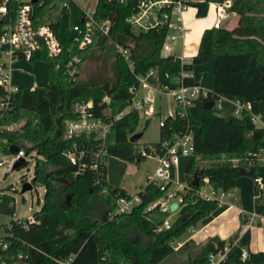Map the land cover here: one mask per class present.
<instances>
[{"label": "trees", "instance_id": "1", "mask_svg": "<svg viewBox=\"0 0 264 264\" xmlns=\"http://www.w3.org/2000/svg\"><path fill=\"white\" fill-rule=\"evenodd\" d=\"M51 1L39 4L33 1L34 23L49 22L62 50L58 55L48 54L41 39L40 47L30 59L46 62L48 85L19 84L17 90L10 92L0 85V100L9 98V106L0 109V153L11 152V144L26 152L35 150L38 155L33 180L45 185L41 205L31 219H12L0 234L7 243L0 244V264H63L60 260L72 254L70 264H206L210 250L214 245L222 246L226 239L212 236L195 246L193 239L187 238L177 247L171 240L215 210V200L188 192L180 215L168 228L157 229L167 214L158 206L148 207L161 193L151 182L146 184L142 200L132 210L112 216L109 213L114 209L116 195L126 192L120 183L126 161L146 157L139 150L141 145L147 149L152 145L163 152V142L172 132H183L191 123L196 129L194 150L185 163L190 174L187 181L199 188L206 176L216 188L229 190L240 174L253 179L260 175L263 186L256 187L254 179L253 210L264 214V163L255 157V151L264 146V132L256 127L248 110L241 117H229L202 105L199 120L190 113L188 117L168 113L159 126L160 138L150 142L130 140L140 118L137 108L117 117L103 142L95 135L66 137L63 127L68 117L74 115L76 101L91 98L96 113L106 110L111 116L132 102L139 87L137 75L146 73L149 67L157 69L159 84L177 86L182 67L192 69L194 64L213 57L215 67L210 73L215 84L209 97L213 92L243 102L250 100L252 110L264 119V0H231L230 7L236 10L238 23L231 27H205L197 52L190 62L184 63L176 53L161 52L168 30L166 24L135 29L125 19L136 0H96L95 18L109 17L112 26L108 33L94 31L75 79L63 71L75 51V43L60 32L57 19H46L45 10ZM212 1L187 0L196 6L198 15L205 14ZM117 43L128 49L129 58L118 50ZM87 62L93 66L83 76ZM182 80L194 81L193 76H184ZM77 139L91 145L93 152L105 149L98 158V169L74 173L76 164L63 150ZM195 172L198 184L191 181ZM12 199V195L0 190V201L8 204L9 211L13 210ZM221 264H264V249H251L245 259L235 251Z\"/></svg>", "mask_w": 264, "mask_h": 264}, {"label": "built area", "instance_id": "2", "mask_svg": "<svg viewBox=\"0 0 264 264\" xmlns=\"http://www.w3.org/2000/svg\"><path fill=\"white\" fill-rule=\"evenodd\" d=\"M33 1H38L39 4L43 0H0V85H3L9 92L18 89L17 85L11 84V62L13 60L18 58L30 60L33 57L34 50L40 47L41 39L45 42L48 54L58 55L62 50L60 40L57 38L49 22L34 23ZM62 2V5L67 4V0H62ZM212 2L216 8V19L212 25L222 26L224 25V21L237 15L236 10L230 7L231 0H213ZM188 4L187 0H136L134 9L125 19L135 29L147 30L149 27L166 24L168 30L161 46V52L164 53L165 49L170 51L173 48L172 42L180 37L185 30L182 13ZM94 11V7L85 9L80 20L74 21L73 32L69 35L73 39L76 48L74 53L65 62L63 71L73 79L77 78L81 71L80 68L84 58L83 51L92 41L94 31L101 30L104 33H108L112 26V21L109 17L96 19ZM117 48L126 58H129L126 47L117 43ZM2 55L7 56L9 62ZM177 55L180 57L181 63L190 62L191 60V57L184 56L183 54ZM59 65L60 62L58 61L56 66L58 67ZM149 75L154 77V81L148 79ZM137 76L139 86L144 85L149 88L145 96L137 97L135 100L132 97V102L130 103L132 107L129 109H139V107L144 106V112L149 113L154 103L152 91H167L172 94L175 100V106L169 114L188 117L190 113L189 105L194 99L200 98L202 101L213 99V107H220L222 105L221 97L233 102L232 111L238 117L242 116L243 111L248 110L256 127L261 128L264 132V119L260 113L252 110L250 100L243 102L240 99H230L222 95H216L213 92L209 97V91H213V89H208L195 81L191 83L183 82L184 76H192L191 68L182 67L178 76L179 83L177 86L159 84L157 69L154 67H149L146 73L138 74ZM137 89L134 91V94ZM8 106V97L0 100V109L7 108ZM129 109L125 107L110 116L106 114V110H103V114L96 113L94 102L91 98L76 101L74 115L68 117L65 121L63 134L66 137L87 136V138L95 135L99 141L103 142L114 120ZM162 122L163 117L160 118V123ZM194 127V124L188 123L187 128L183 132H172L163 142V152H159L152 145L148 149L141 145L139 150L142 155L156 157L155 167L147 174L145 183L138 190L129 191L126 189V192L116 195L114 198L115 206L109 213V216L132 210L142 200L141 192L146 190V184L151 182L159 187L161 193L148 203V207L158 206L160 210L165 211L167 214L157 229L168 228L173 220L180 215L181 208L187 202L184 196L188 192L199 198L215 200L217 205L223 203L226 195L230 193V189L216 188L206 176L202 178L203 183L199 188H194L186 179L183 181L181 178L175 177V168L178 166L179 161L183 157H189L193 153ZM92 150L91 145L86 144V142H79L78 139L74 140L69 147L63 150L68 159L76 164L74 173L83 172L86 168H99L98 158L106 151L104 148H98L94 152ZM26 154L27 152L23 148L4 153L3 157L0 158V166L7 163V168H11L20 156H25ZM255 157L257 161L264 163V146L255 151ZM254 179L256 187L260 188L263 186V179L260 175ZM172 202H175L174 207H171ZM243 215L242 227L248 228L251 224L258 221L259 214L254 210L249 213L243 212ZM31 216L28 218L31 219ZM188 229L192 230L191 227ZM193 234L194 231L184 238H181V235H179L173 238L171 243L174 247H177L187 238H193ZM0 244L3 246L7 244L2 235H0ZM214 246L207 254L206 264H221V261L228 254L235 251L239 253L241 259H245L250 252L249 247L242 243L238 237L226 240L222 246ZM72 257L73 254L60 261L63 264H70Z\"/></svg>", "mask_w": 264, "mask_h": 264}, {"label": "rangeland", "instance_id": "3", "mask_svg": "<svg viewBox=\"0 0 264 264\" xmlns=\"http://www.w3.org/2000/svg\"><path fill=\"white\" fill-rule=\"evenodd\" d=\"M96 0H67L66 8L62 10V0H54V4L49 6L46 10L45 17L46 19L55 18L60 23V31L63 34H72L74 21L80 20L83 12V8L88 6V9L93 8ZM209 4L208 10L205 14L200 16H205L210 13ZM188 7H194L195 5L188 4ZM183 10V11H184ZM198 15V14H197ZM239 17L231 18L223 22L224 25H230L232 23L238 22ZM189 45V40L184 41ZM173 43H176L177 53H181L180 46L182 43V37L175 39ZM164 52H169V50H164ZM9 62L7 56L2 55ZM19 61L11 62V84L17 85L19 83L29 82L35 84L36 82L40 85L47 86V71H46V62L42 59H36V70L32 71V68H28L23 64H19ZM28 63V62H27ZM86 66V67H85ZM84 66V74L93 66V63L87 62ZM88 69V70H87ZM192 70L203 75L204 83L209 89H212L214 85L211 83L213 76L211 73L204 67L202 62H198L193 65ZM146 88L139 86L136 93L133 95V100L137 97H142L146 95ZM154 103L153 109L146 113L144 112V106L139 107V121L136 125V130H141L142 135L139 137V142H150L155 141L160 138L159 126L160 118L166 116L175 106V100L171 93L167 91H154ZM222 105L220 107H212V110L220 115L224 116H233L237 117L233 111V102L228 99L221 98ZM132 107V104L126 106V109ZM202 109V99H194V101L189 105L190 115L194 117L195 120L200 119ZM196 129V127H194ZM38 153L35 150L27 152L25 155L26 162L22 163L19 167L7 168V163L0 166V190L6 191L8 194L13 196L12 202H14L13 210L0 212V234L4 233L5 226L12 219L15 218H26L30 217L33 212L38 210L41 205V199L45 190V185L41 183L40 180H33V165ZM3 157V154L0 153V158ZM188 160V157H183L178 166L175 168V177L181 178L183 181L190 175L185 169V163ZM156 164V157L146 156L141 158L139 161H126V169L123 176L121 177L120 183L129 191H135L140 188V186L145 183L146 176L150 173ZM24 180L32 181V188L21 190V183ZM235 185L230 189L232 192L231 199L234 201L233 205L228 206L224 211L217 214L216 217H212L216 214V211H212L209 215L205 216L202 221L204 224L201 227L191 226L192 230L188 228L185 229V232L181 234V238H184L189 233L194 231L193 234V244L201 245L204 240L212 236H223L224 239L229 240L233 238L234 233L240 227L242 222L241 212L244 211L249 213L254 209V179L252 176L246 174H240L236 177ZM227 196V195H226ZM39 198V200H38ZM230 199V197L228 198ZM222 203L217 206H221ZM211 219V220H210ZM224 234V235H222ZM242 240L245 241L249 249L258 250L264 248V214L258 215V221L253 223L248 227L244 233ZM197 246V247H198ZM180 256V254H176Z\"/></svg>", "mask_w": 264, "mask_h": 264}, {"label": "crops", "instance_id": "4", "mask_svg": "<svg viewBox=\"0 0 264 264\" xmlns=\"http://www.w3.org/2000/svg\"><path fill=\"white\" fill-rule=\"evenodd\" d=\"M54 0H52L46 7L49 8V6H52L54 4L53 2ZM211 5L210 6V13L208 15H205V16H200V15H197L196 13V9L194 7H188L187 9H185L182 13V19H184V24H185V30L184 32L182 33V35H180V37H182V45L180 46V50H181V53H177L176 51V48H177V45L176 43H173V48L169 51V52H172V53H176V54H183L184 56H188V57H191L192 55H194L197 51V47L199 45V41H200V38H201V32L203 31V29L205 27H210L212 26L213 24V21L216 19L215 18V15H216V8H215V4L213 2H211ZM62 6V5H61ZM95 6V5H94ZM93 6V7H94ZM66 8V5L65 6H62V10L64 11ZM85 9H88V6L86 8H83V12ZM46 11L45 10V14H46ZM82 12V14H83ZM82 17V16H81ZM236 17L238 18V14L233 16V18ZM49 19H55V18H49ZM47 19V20H49ZM238 22L236 23H232L230 24L229 26L228 25H225L227 27H231L235 24H237ZM59 29H60V23H59ZM61 32V31H60ZM62 33V32H61ZM63 34V33H62ZM65 35V34H63ZM66 35H70V34H66ZM65 35V36H66ZM178 37V38H180ZM177 38V39H178ZM186 40H189V45H187L184 41ZM166 53V52H165ZM15 62L16 61H19L20 63L19 64H23L24 66H27L28 68H32V71H35L36 70V64H35V61H30V60H26V59H23V58H18L16 60H14ZM28 62V63H27ZM204 67L210 72L214 69V63H215V58L213 57L212 59H209L208 61H204L202 62ZM46 67V70H47V64L45 65ZM12 68V66H11ZM212 75V74H211ZM192 76H193V80L197 83H200L201 85H203L204 87L208 88L204 83V80H203V75H201L200 73L198 72H195L194 70H192ZM213 76V75H212ZM211 83L214 85V76H213V80H211ZM19 84H22V85H28V86H35V85H40L39 83H35V84H31L29 82H24V83H19ZM17 84V86L19 85ZM143 87L146 88V91H148V86H144V85H141ZM214 88V87H213ZM212 88V89H213ZM154 91H152L153 93ZM202 105H203V101H202ZM153 109V108H152ZM202 111V109H201ZM230 197V199H228ZM232 197V192L230 191V193L224 198L223 200V203L221 206H217V208L214 210L216 211V214L212 217V219L214 217L217 216V214L221 213L222 211H224L228 206L230 205H233L234 204V201L231 199ZM213 211V212H214ZM241 212V219H242V222L241 224H243V220H244V215H243V212L244 211H240ZM211 220V219H210ZM204 224V223H203ZM240 224V227L238 228V230L234 233V237H238L239 240L244 243L245 241L242 240V237L244 235V233L246 232V230L248 228L246 227H242V225ZM238 232V234L236 235V233ZM224 235V234H222ZM236 235V236H235ZM222 238H224L223 236H221ZM248 246V245H247ZM260 249H264L263 247L260 248ZM251 250V249H250ZM253 250V249H252Z\"/></svg>", "mask_w": 264, "mask_h": 264}, {"label": "water", "instance_id": "5", "mask_svg": "<svg viewBox=\"0 0 264 264\" xmlns=\"http://www.w3.org/2000/svg\"><path fill=\"white\" fill-rule=\"evenodd\" d=\"M148 79H150L151 81H154V77L152 75H149L148 76ZM213 99H206L204 102H203V105L205 107H208V108H212L213 107ZM142 131L141 130H136L132 133V135L130 136V140L134 141L136 139H138L142 134ZM18 149V146L15 145V144H11L10 145V151H16ZM26 160L25 156H20V158L15 161V163L13 164V168L15 167H19L21 166L22 163H24ZM191 181L194 183V184H198L199 181H198V175L197 173H193V176H192V179ZM21 190L24 191L26 189H31L33 186H32V183L30 180H24L22 181L21 183ZM67 198H69V195L67 196ZM175 206V202H172L171 203V207H174ZM9 210V207H8V204L6 203H3L2 201H0V212H6ZM203 224V221L202 220H199L196 222L195 226L196 227H201V225ZM238 234V232L236 233V235ZM235 235V236H236Z\"/></svg>", "mask_w": 264, "mask_h": 264}]
</instances>
